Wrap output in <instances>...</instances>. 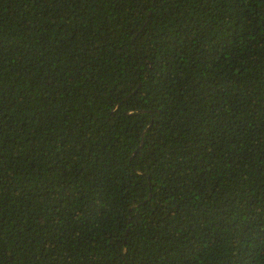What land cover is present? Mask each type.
<instances>
[{
    "label": "trees",
    "instance_id": "1",
    "mask_svg": "<svg viewBox=\"0 0 264 264\" xmlns=\"http://www.w3.org/2000/svg\"><path fill=\"white\" fill-rule=\"evenodd\" d=\"M0 264H264V0H0Z\"/></svg>",
    "mask_w": 264,
    "mask_h": 264
}]
</instances>
